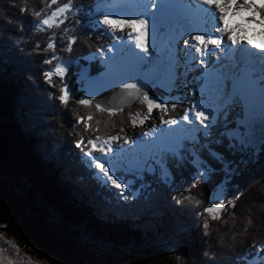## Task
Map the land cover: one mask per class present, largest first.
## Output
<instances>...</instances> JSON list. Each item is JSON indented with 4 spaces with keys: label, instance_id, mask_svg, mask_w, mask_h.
Returning a JSON list of instances; mask_svg holds the SVG:
<instances>
[{
    "label": "trees",
    "instance_id": "obj_1",
    "mask_svg": "<svg viewBox=\"0 0 264 264\" xmlns=\"http://www.w3.org/2000/svg\"><path fill=\"white\" fill-rule=\"evenodd\" d=\"M74 3L81 11L50 30L58 40L79 37L70 52L57 44L56 55L71 61L63 83L73 99L66 107L59 87L43 76L52 52L44 51L49 32L35 30L33 10L44 7L41 0H0V245L18 246L14 264H178L177 257L179 264H244L239 258L255 255L254 244L264 245V142L252 148L215 138L196 153L198 166L189 151L181 159L170 155L164 162L169 176L161 178L157 169V175L144 173L138 194L128 199L102 184L77 154L80 135L120 137L132 127L129 114L142 116L146 107L138 100L110 117L94 105H77L83 94L76 74L81 68L92 77L102 73L89 58L110 41L88 29L98 18V0ZM25 4L28 11L21 12ZM77 114L94 116L92 132L85 133L83 124L73 127ZM219 188L225 205L239 199L206 230L199 213ZM177 192H191L202 203L178 204L172 198Z\"/></svg>",
    "mask_w": 264,
    "mask_h": 264
},
{
    "label": "snow or ice",
    "instance_id": "obj_2",
    "mask_svg": "<svg viewBox=\"0 0 264 264\" xmlns=\"http://www.w3.org/2000/svg\"><path fill=\"white\" fill-rule=\"evenodd\" d=\"M41 3L44 7H41L39 11L33 10V14L37 18L35 30L49 32L48 43L44 51L51 50L52 52V55L45 57L43 61L44 64L51 66L44 70L43 76L50 87H59L58 99L67 107L70 100L73 99V95L68 85L63 81L71 61L63 60L56 55L57 44L59 42L64 45L60 49L61 51L70 52L79 37L72 35L65 41L64 36L61 35L58 40L57 33L50 32V30L59 29L68 20L69 15L75 17V14L81 11V7L76 5L74 0H41ZM102 3L123 6L119 11L105 13L103 18L97 21V24L105 26L106 32L111 35L114 41L106 50L98 48L97 52L101 55H105L106 52L114 53L108 58L107 68L119 80L117 88L131 100H139L146 107L142 118L139 111L135 116L129 114L133 127L137 126L138 119L140 125L153 119L154 109L162 110L167 114L170 110L175 111L178 103L169 104L168 99L164 97L150 95V85L142 79L143 69L139 75L124 78V73L121 71L123 68L122 57L118 60L116 53L126 51L136 60L144 61L146 57L140 56L137 50L152 55L155 52L157 35L163 36L167 43V56L162 71L170 86L176 84L178 73L175 72V68L179 63H184L189 67H194L195 63L208 65L211 57L216 56L218 62L221 56L228 55L234 66L239 67L242 64L251 66V70L246 68L245 71L238 74L233 73L231 77L219 70H214V73L205 72L203 75L213 78L215 96L205 102L204 96L201 95L200 100L186 109L179 119H165L164 116H160V124L168 125L169 128L153 126L149 131L143 133V136L159 133V136L152 141L153 146L159 141L161 149H174L178 146L177 141L181 137L194 134L201 128L210 129L213 122L236 98L247 99L256 91H259L261 97H264V84L261 83L264 81V76L255 78L253 75L255 64H264V0H242V2L241 0H180L179 3L167 6L162 4L161 0H102ZM53 5L56 7L53 8ZM166 7L171 11L167 13V19H160L159 17L165 12ZM20 11H28L27 5L21 7ZM19 27L21 30L23 29V22ZM63 32L67 34L69 29L65 27ZM117 33L126 34L117 35ZM181 40L182 48L179 46ZM36 47L39 48L40 44L37 43ZM53 61L58 62L53 65ZM150 64L151 61H149V65H145V69ZM53 77H59V81H54ZM203 87L207 89L208 83L206 82ZM95 96L96 94L93 92L89 94L88 98H80L76 103L84 107L94 105L96 112L107 113L110 117L124 111L123 104L101 103L95 99ZM176 99L178 100V98ZM93 119L94 116L91 114L87 116L77 114L73 127L83 124L84 132L90 133L93 129L88 122ZM183 125L189 127H183ZM123 130L121 128V131ZM95 131H99V128L97 127ZM205 135H210V133L206 131ZM119 139L121 137L117 135H110L106 139L95 135L89 136L85 140V136L81 134L76 147L88 148L83 152V155L88 158V166L97 170L96 179L103 184L110 183L112 187L119 190V194L124 199H128L131 195L128 181L119 174L120 165L118 162L114 158H108V153L114 151L111 147L112 142ZM233 139L240 144L246 142V137L239 132L233 133ZM124 142L129 143L128 140ZM140 143L142 144L143 141ZM94 153L102 155H94ZM161 154L163 153L161 152ZM161 173L167 175L166 167L161 170ZM204 174V171L200 172V175ZM125 193H129V195H125ZM172 198L178 204L187 201L199 207L202 203L191 192L188 194L177 192ZM238 199L239 196L236 197V200ZM236 200L225 205L223 199H220L217 203L204 207L199 213L203 217V227L206 230L209 229L211 227L210 220L221 221L222 214L226 213L228 208L236 207ZM248 224H252L251 219L248 220ZM9 247L13 251L5 255L9 251ZM253 247L257 248L255 255L246 254L239 260H242L244 264H264V255H262L264 245L254 244ZM19 256V248L14 243L4 241L3 245H0V264H5V262L14 264V260ZM180 260L181 258L177 257L178 264Z\"/></svg>",
    "mask_w": 264,
    "mask_h": 264
},
{
    "label": "rangeland",
    "instance_id": "obj_3",
    "mask_svg": "<svg viewBox=\"0 0 264 264\" xmlns=\"http://www.w3.org/2000/svg\"><path fill=\"white\" fill-rule=\"evenodd\" d=\"M101 1L102 0H99L98 5L96 6V13L98 15V18H95L92 20V22L90 23V27L88 29L92 31H96L98 34H104L110 41L109 45H111L114 43L111 35H109L106 32L105 26L97 24V21L99 19H102L105 13L114 12L113 8L116 9V6L115 4H113L112 6L111 3L106 5L102 3ZM125 34L126 33H117V35H125ZM182 45L183 43L181 40L179 46L182 48ZM108 46L105 47L104 49L106 50ZM142 54L143 52H141V55ZM142 56H145L146 59L144 61H140L138 65L130 64V65L125 66L126 63L123 64V68L121 69V71L124 73V78H127L128 76L139 75L141 73V70L143 69L142 79H144L150 85L149 90H151L154 87H159V88H162L163 91H167L168 87L162 84L163 81L166 80L165 74L162 71L163 63L165 62V58L167 56V43L164 37L158 34L157 40H156L155 52L152 55H148L144 53ZM97 59L99 61V66L103 69L102 73L92 77L90 74L91 71L89 72L88 68H81L80 71L76 74L77 76L76 84L79 87L78 89L82 91V94H83L82 98H88L89 94L93 92L97 96L103 91L117 87L116 85L119 83V80L115 78V74L108 70L107 63L104 60V55H101L100 53L99 55L91 56L89 58L90 61H95ZM225 59H227V57H225ZM149 61H151L150 66H148L145 69V65H149ZM233 67L235 68L234 65ZM190 70L192 71H189V69L185 67L184 63H179L176 66L175 72L178 73L177 80L178 81L180 80L183 84L182 83L178 84L176 80L175 86H171L169 88L171 89V91L170 93H167L166 99L171 100L174 103H177L175 102L176 97L180 98L184 102H187V100H191L193 98L195 99V94L198 91L197 79L201 75V72H200L201 67L199 65H196L195 67H191ZM202 71H204V68ZM186 74H189L192 78L188 75L186 76ZM176 85H180V87ZM236 100L237 99L231 102L233 106L232 105L228 106L223 111V113L219 115V118H218L219 122L215 123L214 129L209 132L210 135H207V136L203 135L204 142L199 141V140L197 143L194 141L186 142L184 145H182L180 148L176 149L175 151L163 150L162 152L163 154H160V156L158 157L155 156L153 159H150V158L148 159L147 152H143V153L141 152L139 154H134L133 156L124 158V163L123 162L118 163L120 165L119 174L123 175L124 179L128 181L129 192L131 193L130 196H136L138 194V190H136V186L138 182L137 179L139 180L143 179L145 177L144 173H148L149 175H157V170H158L159 172L158 174L161 178L166 179L169 176L168 173L167 175H162L161 170L165 168L164 162L167 161L170 155H174L177 159H181L183 158V156L185 155V151L187 150H191L192 153L201 152L202 147L205 146L203 144H209L215 138L227 136L230 140H234L233 139L234 132L242 133L246 137V142L244 144L252 148H256L259 144L263 143L264 140L261 142L255 143L254 141L255 135L254 133L249 131L243 104L241 103L240 100L239 101L238 100L236 101ZM194 103L195 101L193 100L188 105V108L191 107ZM185 106L181 108L182 112H180L179 108H176L175 111L170 110L167 113L168 114L167 118L165 117V114L163 111L154 109L153 114H152L154 118L148 121H145L143 125L139 124V119H138L137 126L133 127L132 125L131 129L128 132L120 136L121 139L112 142L111 147L114 149V151L108 153V158H110V156H113L116 151L129 146V144L132 143L133 141L139 140L140 136L141 138H144L143 133L149 131L150 128L153 127L152 125H154L155 123L159 121L158 118L160 116H164L165 119H172L174 117L180 116L184 112V110H186ZM171 115L174 117L169 118ZM233 122L235 123L236 127L231 126V124L233 125ZM150 125L151 127L148 128ZM146 137L147 136H145V138ZM125 140H128L129 143H125L124 142ZM88 147L90 148L91 146H88ZM87 150L88 148H84L82 146V149L79 150L77 154L82 158V161L88 166V158H86L83 155V152ZM157 150L159 149L154 150L153 155H157L158 153L156 152ZM96 154L98 155L101 153H94V155ZM166 155H168V157H166ZM193 162L194 164L198 166L199 159L197 158V156H194ZM89 168L92 169V171H94L95 173H97V170L95 168H92V167H89ZM108 185L111 186L110 183ZM116 191L119 193V190L116 189ZM224 193L225 192L223 188H219L215 192L214 196L212 197L211 204H215L220 199H223ZM125 195H129V193H125ZM262 255H264V253H262Z\"/></svg>",
    "mask_w": 264,
    "mask_h": 264
},
{
    "label": "bare ground",
    "instance_id": "obj_4",
    "mask_svg": "<svg viewBox=\"0 0 264 264\" xmlns=\"http://www.w3.org/2000/svg\"><path fill=\"white\" fill-rule=\"evenodd\" d=\"M179 2H180V0H161V3L166 5V6H167V3L169 5V4L179 3ZM115 6H116L117 10L113 8V11H119L123 7L121 5H115ZM169 11H171V9L166 7L165 8V12L162 13L161 14V18L160 17L159 18L160 19H167V13ZM253 51H255V49H253ZM137 52L139 53L140 56H142L144 54L143 53L141 55V52H139V51H137ZM124 53H116V55H117L118 60H120V58L123 57L122 58V63L123 62H124L123 64L126 63L125 66L130 65V64H133V65H137L138 64L137 63L138 60H136L135 58L131 57L129 54H126V51ZM118 55L120 56V58H119ZM223 56H228V55H223ZM223 56H221V64L224 67V72H225L226 76L231 77L233 75V73H237L238 74L240 72L245 71V69H246L245 65L242 64L240 67L235 66V68H234L233 67V63L230 64L228 60H226V61L223 60ZM216 58H217L216 56L211 57V60H210V63H209V67L204 68V72H202V73H205V72L214 73V70H218L217 68L219 67V65L217 64ZM195 65H197V63H195ZM247 69L251 70V66H249ZM260 70L261 69H258L257 67L254 68L253 75H254L255 78H259L260 76H262V71H260ZM187 75L190 76L189 74H187ZM177 82H178V84L182 83L180 80L179 81L177 80ZM186 82H188V81H186ZM198 82H199L198 90L203 88L204 91L202 93L201 92L196 93L195 99L193 98L191 100H187V102H184L183 100L178 98L177 101L178 102H182L181 103V108H183V106L186 105L185 107L187 109L188 105L193 100L195 101V103H197L200 100L201 95L204 96L205 102H208L210 100V97L215 96L216 93H215V89H214L212 76H209V78L206 79V80L199 79ZM206 82L208 83V88L207 89H205L203 87ZM261 83L264 84V81H261ZM178 86H180V85H178ZM236 99L238 101L240 100L241 103L243 104V107H244V110H245V117H246V121H247V124H248V127H249V131L254 133V135H255V137H254L255 143L263 141L264 140V97H261L259 91H256L252 96L248 97L247 99H244V100H242L240 98H236ZM179 100H181V101H179ZM229 104L232 105L231 102ZM181 108H179L180 112H182ZM167 117L168 116H166V118ZM172 117H174V116L171 115L169 118H172ZM180 117H181V115L177 116V117H174V118L179 119ZM218 120L219 119H217L216 122H219ZM152 126H161L162 127V125L160 124L159 121L157 123H155L154 125H152ZM150 127H151V125L148 128H150ZM173 127H179V126H173ZM185 127H188V126H185ZM168 128H169V126L168 127H164V129H168ZM212 130H213V128L210 131H212ZM157 136H159V133L158 134L157 133H153L151 136H147L146 138L144 136V139L140 140V141H143L142 144L139 141L138 144H134L132 146L120 149V150L116 151L113 156H110V158H114L117 162H119V160L122 161V159H124L126 157L133 156L134 154H139V153H135L136 148H138V146H142L151 137H153V138H151L150 141H152Z\"/></svg>",
    "mask_w": 264,
    "mask_h": 264
},
{
    "label": "water",
    "instance_id": "obj_5",
    "mask_svg": "<svg viewBox=\"0 0 264 264\" xmlns=\"http://www.w3.org/2000/svg\"><path fill=\"white\" fill-rule=\"evenodd\" d=\"M101 103H109L111 105L123 104L124 109L133 105L138 100H131L125 93H121L117 87L106 90L95 97ZM130 101V102H129Z\"/></svg>",
    "mask_w": 264,
    "mask_h": 264
}]
</instances>
